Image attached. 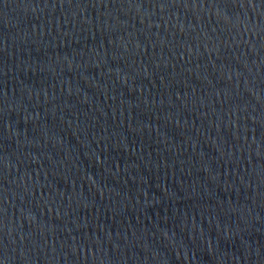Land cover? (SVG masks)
Here are the masks:
<instances>
[{
  "label": "water",
  "instance_id": "1",
  "mask_svg": "<svg viewBox=\"0 0 264 264\" xmlns=\"http://www.w3.org/2000/svg\"><path fill=\"white\" fill-rule=\"evenodd\" d=\"M0 264H264V0H0Z\"/></svg>",
  "mask_w": 264,
  "mask_h": 264
}]
</instances>
